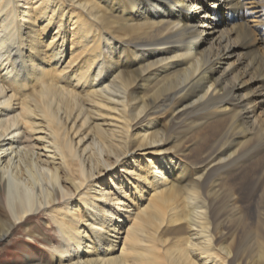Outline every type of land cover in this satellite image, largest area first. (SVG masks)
Returning <instances> with one entry per match:
<instances>
[{
    "label": "bare ground",
    "instance_id": "bare-ground-1",
    "mask_svg": "<svg viewBox=\"0 0 264 264\" xmlns=\"http://www.w3.org/2000/svg\"><path fill=\"white\" fill-rule=\"evenodd\" d=\"M16 234L24 264H264V0H0Z\"/></svg>",
    "mask_w": 264,
    "mask_h": 264
},
{
    "label": "rangeland",
    "instance_id": "rangeland-1",
    "mask_svg": "<svg viewBox=\"0 0 264 264\" xmlns=\"http://www.w3.org/2000/svg\"><path fill=\"white\" fill-rule=\"evenodd\" d=\"M220 15V14H219ZM210 18L212 14H209ZM224 9L222 10V14L219 17H216L215 20H222V24H224ZM41 222L40 219L34 217L31 220V224H39ZM42 230L45 232L47 236H54L52 231H48L45 225H42ZM25 238L21 236V234L14 235L10 241H7L5 244L0 245L2 252L0 253V264H24V263H38L40 260H45L49 258L48 254L45 253L44 248H39V250H35L34 248L38 245V243H34L33 247H28L27 244L20 243L18 240L20 238ZM38 247V246H37Z\"/></svg>",
    "mask_w": 264,
    "mask_h": 264
}]
</instances>
